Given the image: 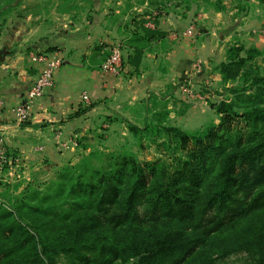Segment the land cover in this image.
I'll return each mask as SVG.
<instances>
[{"label":"trees","instance_id":"trees-1","mask_svg":"<svg viewBox=\"0 0 264 264\" xmlns=\"http://www.w3.org/2000/svg\"><path fill=\"white\" fill-rule=\"evenodd\" d=\"M220 1L210 5L220 11ZM131 34L129 47L146 46L147 39ZM260 55L255 46L235 43L226 47L216 70L223 82L235 85L228 88L227 98L211 104L219 115L218 124L182 130L168 123L166 102L150 94L151 105L143 106L149 116L141 123L126 121V128L140 148L145 141L170 158L169 163L157 162L162 167L160 179L149 183L155 162L147 163L153 164L147 172L126 153L108 155L117 168L109 173L92 168L96 175L79 179L78 186L89 193L96 191V196L92 206L69 220L59 238L47 231L45 223L29 221L22 212L0 219V264H57L62 258L70 264H114L117 260L122 264H210L208 257L201 260L198 250L213 233L264 208V72L256 62ZM233 128L237 132L249 128L254 140L241 144L238 136L233 146L226 147ZM213 155L222 158L210 176ZM125 173L128 179L122 182ZM173 221L175 227H164ZM250 225L235 231V237L241 233L238 240L254 264H264V220L259 229ZM101 231L115 241L89 242ZM98 245L99 256L90 258L87 253Z\"/></svg>","mask_w":264,"mask_h":264},{"label":"crops","instance_id":"crops-1","mask_svg":"<svg viewBox=\"0 0 264 264\" xmlns=\"http://www.w3.org/2000/svg\"><path fill=\"white\" fill-rule=\"evenodd\" d=\"M262 13L254 16L251 12L238 25L245 41L260 51L264 47ZM108 17L92 21L82 32L59 36L54 50L38 48L59 57L61 65L53 86L33 102L26 121L18 119V108L41 64L30 59L29 49L11 48L7 41L0 44L7 51L0 62V138L21 164L46 158L57 161L65 155L56 152L57 142L67 146L64 152L68 154L76 137L98 130L107 135L111 127L125 129V122H132L134 108L150 94L166 101L168 119L182 129L192 130L215 116L209 102H216V89L224 83L216 70L224 60L220 42L233 33L221 25L220 12L200 13L187 21L149 11L130 20L119 18L113 25ZM189 27L193 28L190 34ZM131 32L147 39L146 46L133 49L122 44L120 72L102 71L100 65L111 44L127 42ZM185 82L193 90L190 96L180 89ZM203 94L209 96L201 100Z\"/></svg>","mask_w":264,"mask_h":264},{"label":"rangeland","instance_id":"rangeland-1","mask_svg":"<svg viewBox=\"0 0 264 264\" xmlns=\"http://www.w3.org/2000/svg\"><path fill=\"white\" fill-rule=\"evenodd\" d=\"M210 2L215 3L218 0H209V3L205 0H0V44L7 41L11 48L19 47L23 50L33 51L45 47L47 50H54L56 46L53 44L55 41L57 42L59 36L73 34L74 31L82 32L92 21H98L107 16H110L108 17L109 25H113V22L119 18L122 21L130 20L137 14L149 11L169 14L175 19L187 21L193 20V17L200 13L220 12L221 18H223L221 25L228 28L229 31H233L227 41L220 42L222 43L221 56H225L228 45L235 43L258 48L255 44L249 45L245 41L242 29L238 25L241 18L251 12L254 16H259L262 12L263 15L264 0H221L220 11L211 6ZM190 25L193 26L192 22ZM119 27H122L121 23ZM116 43H120L122 47V44L125 46L127 42L124 40L123 43L119 41ZM256 62L263 73L264 47L261 55L256 58ZM196 65L200 67L199 63L195 64V67ZM185 84L189 87L188 95L190 96L193 90L190 89L189 83H182L180 88ZM234 85L235 83L230 81L221 83L216 89L219 95L217 94L218 96H215L214 100L218 102L227 98L229 96L228 88ZM206 96L209 95L203 94L201 100L206 99ZM148 97L143 99L145 103H139L134 108L131 117L133 123H141L145 116H149V113L143 109L145 104L146 106L151 105V100ZM158 99L161 103L166 102L160 97ZM216 102H209V104ZM171 120L168 119V123L174 122ZM218 123L219 115L215 112L214 117L192 130L171 125L192 132ZM124 125L126 130L122 127H111L112 133L107 135L102 130H98L91 135L76 137L68 146L72 153L64 152L67 146H61L59 142L55 143L56 152L65 154L57 161L46 158L21 164V160L11 157L3 143L7 157L4 159L0 156V219L13 212H22V214L28 215L29 221L36 220L38 223H45L47 231L59 238L66 230L69 220L92 206L96 196V191L89 193L82 186H78L79 179H87L91 177L92 173L96 175L92 168L103 169L108 173L113 172L117 166L109 158L108 155L111 154L123 155L126 153L143 164L147 172L148 168L153 165L147 163L155 162L154 167H156L151 170L149 183L160 179L162 167H160L161 163L157 162L166 160L169 163L171 162L170 158L164 156L165 152L158 151L153 144L145 141L143 147L140 148L137 140L128 132L126 122ZM235 129L233 128L228 133L226 147L233 146L238 140V136L241 138V144L254 140L255 133L249 128H243L238 132ZM91 153L95 155L91 157ZM221 158L222 156H211L209 160L212 170L210 176L218 170ZM121 178L122 182H125L128 176L125 173ZM263 220L264 208L255 215L246 216L235 226L231 224L219 232L213 233L209 241L198 250L201 260L208 257L211 260L210 264H254V259L248 251L244 250L242 240H238L241 233L236 238L235 231L246 230L250 224V227L259 229V224ZM176 224L175 221L165 222L164 227H175ZM178 225L183 226V224ZM193 225L194 223H191L189 226ZM220 239H223L222 244L217 243ZM114 241L115 238L109 236L108 232L102 231L89 239V242H95V244L113 243ZM213 244L219 247H215ZM87 255L90 258L99 256V245ZM129 260L128 263L132 262L133 258L131 257ZM57 264L70 263L66 258H62L58 260ZM114 264L122 263L117 260Z\"/></svg>","mask_w":264,"mask_h":264},{"label":"built area","instance_id":"built-area-1","mask_svg":"<svg viewBox=\"0 0 264 264\" xmlns=\"http://www.w3.org/2000/svg\"><path fill=\"white\" fill-rule=\"evenodd\" d=\"M193 28L189 27L187 33H192ZM108 56L101 63L100 69L104 72H109L111 74H118L121 70L122 60H123V50L120 43L113 42L108 49ZM29 57L32 61L40 63L41 68L34 81L28 88L24 95L23 102L18 108V119L20 121L29 120L30 109L33 102L44 95V93L53 86L54 75L61 65V59L56 56H50L46 52L40 50L31 51ZM198 65H196L197 67ZM198 69V67H197ZM181 91L188 93L189 87L185 84L180 88ZM86 100V96H83ZM2 107V102L0 100V108ZM0 156L6 159L5 146L3 145V140L0 138Z\"/></svg>","mask_w":264,"mask_h":264},{"label":"water","instance_id":"water-1","mask_svg":"<svg viewBox=\"0 0 264 264\" xmlns=\"http://www.w3.org/2000/svg\"><path fill=\"white\" fill-rule=\"evenodd\" d=\"M7 55L5 47L0 48V62L4 60V57Z\"/></svg>","mask_w":264,"mask_h":264}]
</instances>
